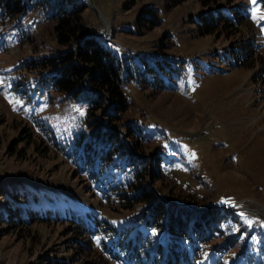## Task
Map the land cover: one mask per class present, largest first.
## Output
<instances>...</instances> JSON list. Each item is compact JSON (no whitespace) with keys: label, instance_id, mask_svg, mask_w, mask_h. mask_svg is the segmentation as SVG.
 I'll use <instances>...</instances> for the list:
<instances>
[{"label":"rangeland","instance_id":"obj_1","mask_svg":"<svg viewBox=\"0 0 264 264\" xmlns=\"http://www.w3.org/2000/svg\"><path fill=\"white\" fill-rule=\"evenodd\" d=\"M27 8L16 27L0 26V264H121L103 247L113 229H136L151 249L169 240L137 222L144 206L111 210L72 162L85 114L49 103L44 72L30 64L57 49L51 25L32 18L54 23L60 9L78 11V38L95 37L121 65L127 107L111 114L108 102L101 125L110 128V115L127 143L130 126L143 156L159 150L177 171L147 185L190 210L224 208L236 221L220 228L250 235L240 254L219 250L216 237L195 244L203 264H264V0H28ZM217 11L229 15L227 28L200 34L201 19ZM19 35L36 47L19 46ZM82 223L88 241L74 232Z\"/></svg>","mask_w":264,"mask_h":264},{"label":"trees","instance_id":"obj_2","mask_svg":"<svg viewBox=\"0 0 264 264\" xmlns=\"http://www.w3.org/2000/svg\"><path fill=\"white\" fill-rule=\"evenodd\" d=\"M27 4L28 0H0L1 28L9 29L27 15ZM202 6L207 7V3L202 1ZM228 16L217 11L201 19L198 25L200 34L212 35L220 27L227 28ZM32 22L40 26L51 25L48 36L57 48L52 55L30 62L32 67L44 72L41 82L50 94L49 103L55 98L79 107L85 114L84 130L76 141L77 150L72 162L90 182L87 189L98 193L111 210L132 211L137 206H144L135 216L137 222L145 229L164 232L169 237L165 245L156 242L151 249L148 248L149 238H142L136 229H113L107 234L108 244L103 243L104 248H112L111 256L121 264H203L201 250L199 252L195 244L208 242L214 237L221 242L219 250L236 249L239 254L246 250L250 235L241 230L227 235V231L220 228L222 224L227 226L229 219L235 222V214L219 207L209 208L206 212L190 210L177 203L171 204L170 200H161L156 192L163 194L159 189L150 188L148 179L176 178L177 171L171 174L172 171L165 168L159 150L152 158L143 156L144 150L130 126L124 129L129 144L123 140L119 124L114 125L115 120L111 123L110 115H106L110 128L101 125L97 114L103 106L110 102L113 105L111 114L120 115L126 110L128 96L121 85V65L115 55L95 37L78 38L83 30L79 12L60 9L54 23L42 24L33 18ZM24 42L32 49L36 47L32 38L29 40L19 35L16 43L20 46ZM87 76L89 78L83 86ZM89 220L100 225L92 215ZM85 226L83 223L76 226L74 232L88 241L89 232ZM105 229L98 230L104 232ZM93 257L100 262V256Z\"/></svg>","mask_w":264,"mask_h":264},{"label":"snow or ice","instance_id":"obj_3","mask_svg":"<svg viewBox=\"0 0 264 264\" xmlns=\"http://www.w3.org/2000/svg\"><path fill=\"white\" fill-rule=\"evenodd\" d=\"M81 115H83V113L81 112ZM153 235H155V233H153Z\"/></svg>","mask_w":264,"mask_h":264},{"label":"water","instance_id":"obj_4","mask_svg":"<svg viewBox=\"0 0 264 264\" xmlns=\"http://www.w3.org/2000/svg\"><path fill=\"white\" fill-rule=\"evenodd\" d=\"M84 89L87 90V91L89 90V89H86L85 87H84Z\"/></svg>","mask_w":264,"mask_h":264}]
</instances>
